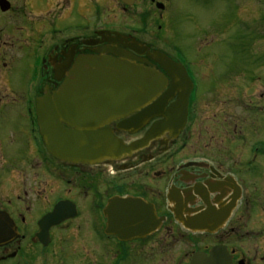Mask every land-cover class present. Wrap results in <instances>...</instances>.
Wrapping results in <instances>:
<instances>
[{"label":"flooded vegetation","instance_id":"af4514ba","mask_svg":"<svg viewBox=\"0 0 264 264\" xmlns=\"http://www.w3.org/2000/svg\"><path fill=\"white\" fill-rule=\"evenodd\" d=\"M169 1L126 7L120 0H0V213L18 235L0 245V264H49L47 252L67 240L56 236L58 229L82 217L91 223L86 233L115 243L113 264L171 256L173 264H189L217 247L230 264H264V120L255 137L247 118L232 115L246 112L245 96L259 80L233 84L235 71H228L200 95L207 75L168 47ZM138 4L143 20L121 17ZM121 64L136 80L162 85L159 94H130L131 104L118 114L89 102L97 95L82 94V121L128 151L87 163L57 159L47 150L50 133L74 129L57 119L56 100L73 97L60 95L62 85L93 80L73 78L79 69L87 75L93 66ZM226 91L235 92L236 104ZM115 197L142 204L118 210L116 238L104 235L102 214ZM60 201L73 203L76 216L51 228L43 246L35 239L38 222Z\"/></svg>","mask_w":264,"mask_h":264},{"label":"rangeland","instance_id":"374dc122","mask_svg":"<svg viewBox=\"0 0 264 264\" xmlns=\"http://www.w3.org/2000/svg\"><path fill=\"white\" fill-rule=\"evenodd\" d=\"M141 7L139 5L130 12L122 13L121 17L143 20ZM166 11L172 25L168 32V47L176 49L195 67H200V71L197 68L200 76L207 75L200 84V95L205 86L214 83V76L228 71H235L233 84L240 83L238 79L241 78L249 85L259 80L253 82L255 87L245 96L249 105L245 108L246 112L233 110L232 115L233 119L246 121L247 118L248 132L255 137L260 136L264 120V0H171ZM208 67L211 68L210 74L206 72ZM232 87L236 90L237 85ZM222 94H231L232 97L224 98L236 104L235 92ZM244 136L253 142L250 136ZM259 201L264 204V194ZM87 221L82 217L58 229L56 236L67 240L62 246L47 252L50 255L47 257L49 264H113L115 243L107 238H96L90 232L91 223ZM86 224L90 226L88 233L84 228ZM183 247L189 249L185 245ZM172 259L171 256L168 261L152 264H173Z\"/></svg>","mask_w":264,"mask_h":264},{"label":"water","instance_id":"95a60500","mask_svg":"<svg viewBox=\"0 0 264 264\" xmlns=\"http://www.w3.org/2000/svg\"><path fill=\"white\" fill-rule=\"evenodd\" d=\"M125 6H132L135 0H120ZM168 64L169 62L165 60ZM130 70L124 65L116 66L115 69L97 68L93 66L91 69L83 72L81 69L73 73V78L82 79L88 78L93 79L89 82H73L62 85L59 93L60 95H73V97L56 100L55 111L57 112V119L67 120L64 121L66 125L72 126L74 129L70 131H64L61 127L57 126L56 131L50 133L53 139L49 142L50 146L47 145V150L57 159L73 162V163H87L90 157L99 156L104 159H113L116 154L128 151L122 148L120 144L111 136L107 131L93 132L91 127L83 122L85 115H82L83 101L81 98L82 94L97 95V100H89V102H98L100 109H103L106 113L111 114L116 108V114L119 111L124 110L131 104L132 101L127 99L130 94H150L155 96L159 94L162 85H156L155 82L152 84L144 83L141 79L131 75ZM157 80L158 78L155 77ZM154 77L152 80H156ZM148 84V85H147ZM146 90V92L144 91ZM134 103L140 105L142 101L135 100ZM181 103V102H180ZM126 106V107H125ZM181 106V105H180ZM163 107L159 105L157 109L160 114H163ZM186 108V102H184ZM185 108L182 111L185 112ZM176 110L172 109V112L167 113V119L170 122ZM180 111V109H179ZM180 114V112H179ZM72 120V122H69ZM83 120V121H82ZM96 131V130H95ZM95 146V147H94ZM94 157V158H95ZM90 163V162H89ZM120 204V205H119ZM136 205H142L139 200H120L112 198L107 202L103 213L107 219L105 234L115 235L120 232L118 222H116V214L121 212L126 207V211ZM76 215V210L73 204L69 202H59L54 207L53 211L46 215L39 222V231L35 235L36 239L42 244L47 245L48 243V230L52 226H56L61 222L71 219ZM130 231L127 232L129 234ZM15 234L13 224L9 217L0 213V245L2 243L11 240ZM134 234H132L130 239ZM125 238V237H124ZM123 238V239H124ZM189 264H230L229 259L226 256V250L223 247L213 248L209 251L208 256L203 253H197L194 255Z\"/></svg>","mask_w":264,"mask_h":264}]
</instances>
